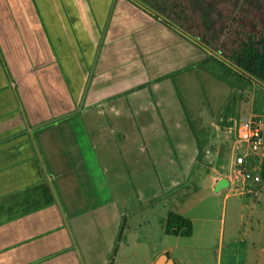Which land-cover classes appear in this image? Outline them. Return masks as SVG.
<instances>
[{
    "label": "crops",
    "instance_id": "obj_1",
    "mask_svg": "<svg viewBox=\"0 0 264 264\" xmlns=\"http://www.w3.org/2000/svg\"><path fill=\"white\" fill-rule=\"evenodd\" d=\"M208 55L136 0H0V264H205L203 193L224 197L215 264L227 205L226 264H264L234 113L202 119L176 90ZM170 212L190 237L165 234Z\"/></svg>",
    "mask_w": 264,
    "mask_h": 264
},
{
    "label": "trees",
    "instance_id": "obj_2",
    "mask_svg": "<svg viewBox=\"0 0 264 264\" xmlns=\"http://www.w3.org/2000/svg\"><path fill=\"white\" fill-rule=\"evenodd\" d=\"M136 1L209 53L197 65L208 75L230 88L232 81L264 84V0ZM258 174L264 183V159ZM164 232L190 237L191 221L170 212Z\"/></svg>",
    "mask_w": 264,
    "mask_h": 264
},
{
    "label": "rangeland",
    "instance_id": "obj_3",
    "mask_svg": "<svg viewBox=\"0 0 264 264\" xmlns=\"http://www.w3.org/2000/svg\"><path fill=\"white\" fill-rule=\"evenodd\" d=\"M194 69V72L189 69L187 72L182 73V78H185L187 83H184L182 79H176L175 86L176 90L181 98L182 104L191 110L193 106V113L198 112L202 119H205L207 115L211 112L216 116V113L224 106H227L221 113L226 111H231L234 113V120L230 122V126H220V127H231L233 129L234 125L240 121V119L248 118L249 115L259 114L264 117V84L256 80H250L249 83L232 81V88L228 87L224 83L218 81L215 77H212L203 72V69ZM248 82V81H247ZM192 114V113H191ZM233 133V130H232ZM231 134V133H230ZM243 150V145L238 144L236 152L241 153ZM264 195V192H263ZM204 204L212 205L210 212L215 216V237L211 247L213 260H208L204 262L205 264H215L216 251L218 249L219 243V228L220 223L218 220L221 218V212L223 210V195L215 196L211 198L207 193H203ZM251 198L246 197L238 198V206L240 204H251ZM230 203V202H229ZM225 224H224V234H223V249L221 250L223 262L224 260V245H226L227 238V228L229 223V212L228 205L225 208ZM243 229V226H242ZM170 240H175L173 237ZM111 263L115 259V254H113Z\"/></svg>",
    "mask_w": 264,
    "mask_h": 264
},
{
    "label": "built area",
    "instance_id": "obj_4",
    "mask_svg": "<svg viewBox=\"0 0 264 264\" xmlns=\"http://www.w3.org/2000/svg\"><path fill=\"white\" fill-rule=\"evenodd\" d=\"M236 142L243 145L241 153L235 152L233 170L240 179V191L254 194L248 184L261 183L259 163L264 159V117L243 118L235 125Z\"/></svg>",
    "mask_w": 264,
    "mask_h": 264
}]
</instances>
